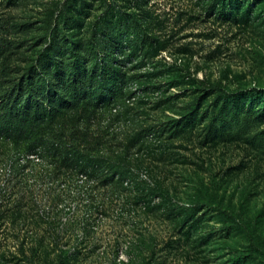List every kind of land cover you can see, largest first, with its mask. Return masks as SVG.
<instances>
[{
    "label": "rangeland",
    "instance_id": "374dc122",
    "mask_svg": "<svg viewBox=\"0 0 264 264\" xmlns=\"http://www.w3.org/2000/svg\"><path fill=\"white\" fill-rule=\"evenodd\" d=\"M220 4L0 0V45L24 41L16 50L63 8L79 19V38L121 19L149 37L124 48L137 55L131 95L90 128L101 154L129 164V183H107L105 167L83 179L48 151L19 159L24 150L0 139V264H264V147L208 133L234 94L210 83L244 93L237 105L264 103V0H236L230 14ZM196 107L202 125L175 135L172 120Z\"/></svg>",
    "mask_w": 264,
    "mask_h": 264
},
{
    "label": "trees",
    "instance_id": "16d2710c",
    "mask_svg": "<svg viewBox=\"0 0 264 264\" xmlns=\"http://www.w3.org/2000/svg\"><path fill=\"white\" fill-rule=\"evenodd\" d=\"M220 1L221 14L237 11L236 0L213 3ZM60 14V18L47 14L43 33L27 48L16 50L25 42L15 45L13 39L0 45V139L24 150L19 159L43 158L48 151L78 170L83 179L105 167L107 183L115 178L129 183V164L124 158L114 160L101 154L97 149L100 140L90 128L101 114L117 111L120 102L131 95L127 90L132 79L129 64L137 55L132 52L123 57L124 48L147 45L149 37L137 22L121 19L116 30L95 22L90 37L79 38L77 16L66 8ZM209 87L226 99L234 93L233 104L225 100L210 118L209 135L247 137L251 144L264 147V103L237 105L245 100L244 93L232 92L219 82ZM200 113L196 107L173 119V133L180 135L202 125ZM145 131L139 130L134 140L142 139ZM247 231L254 241V233Z\"/></svg>",
    "mask_w": 264,
    "mask_h": 264
}]
</instances>
